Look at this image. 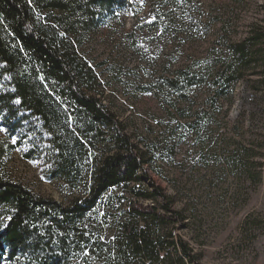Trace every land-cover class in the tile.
Returning a JSON list of instances; mask_svg holds the SVG:
<instances>
[{"label": "rangeland", "instance_id": "1", "mask_svg": "<svg viewBox=\"0 0 264 264\" xmlns=\"http://www.w3.org/2000/svg\"><path fill=\"white\" fill-rule=\"evenodd\" d=\"M92 8L97 15L79 50L98 74L101 101L133 142L158 148L146 172L186 215L177 234L200 264H264V0H127ZM251 36L248 63L235 59L232 46ZM179 76L180 92L165 82ZM17 140L0 121V143ZM26 151L22 145L6 156L8 175L68 203L71 191L49 180L43 155L28 158ZM112 196L118 207L130 198L124 190ZM99 232L109 246L110 228Z\"/></svg>", "mask_w": 264, "mask_h": 264}, {"label": "trees", "instance_id": "2", "mask_svg": "<svg viewBox=\"0 0 264 264\" xmlns=\"http://www.w3.org/2000/svg\"><path fill=\"white\" fill-rule=\"evenodd\" d=\"M126 1L0 0V121L8 139L18 137L0 143V264H200L177 234L186 215L146 172L158 148L133 142L79 50L92 6ZM254 38L232 46L235 59L248 63ZM181 81L165 80L178 92ZM22 145L28 158L43 155L49 180L71 191L68 203L8 175L6 156ZM118 190L130 198L112 206ZM106 226L109 246L99 232Z\"/></svg>", "mask_w": 264, "mask_h": 264}]
</instances>
